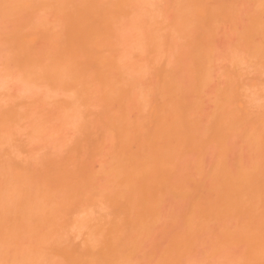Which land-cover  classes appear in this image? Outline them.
Listing matches in <instances>:
<instances>
[{"label":"bare ground","instance_id":"1","mask_svg":"<svg viewBox=\"0 0 264 264\" xmlns=\"http://www.w3.org/2000/svg\"><path fill=\"white\" fill-rule=\"evenodd\" d=\"M0 12V264H264V0Z\"/></svg>","mask_w":264,"mask_h":264},{"label":"rangeland","instance_id":"2","mask_svg":"<svg viewBox=\"0 0 264 264\" xmlns=\"http://www.w3.org/2000/svg\"><path fill=\"white\" fill-rule=\"evenodd\" d=\"M29 17L30 16L27 18ZM9 18L15 19L13 14L11 15L10 13L6 14L5 12H0V102L4 103L8 100L27 102L31 101L27 99L28 89L23 88L28 84V81L17 82L16 79H21L23 77L22 72L11 60H9L8 51L3 43V33L9 32L11 27L13 29V23H15L10 21ZM17 23H15V25ZM24 138L26 137L23 136L21 141H26Z\"/></svg>","mask_w":264,"mask_h":264}]
</instances>
